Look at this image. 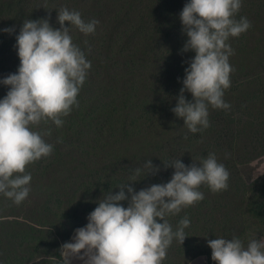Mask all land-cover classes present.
Listing matches in <instances>:
<instances>
[{
  "label": "trees",
  "instance_id": "16d2710c",
  "mask_svg": "<svg viewBox=\"0 0 264 264\" xmlns=\"http://www.w3.org/2000/svg\"><path fill=\"white\" fill-rule=\"evenodd\" d=\"M188 2L190 0H0V81L18 72L20 59L16 37L25 20L47 19L53 28H60L58 11L67 8L80 12L85 22L93 19L99 21L94 34L88 35L65 21L64 26L70 27L72 42L83 51L91 67L77 97L78 107L73 106L71 113L62 118L66 121L62 127H56L52 122L47 124L52 131L50 136L44 138L47 143H50V138L53 139L50 143L54 145L52 154L26 168L32 177L31 190H35L34 170L38 171L45 183L51 185L57 183L63 170H68L73 180L70 186H82L83 196L79 200L90 198V203L78 206L53 191L48 198L45 193L44 202L28 216L22 213L29 207L27 198L16 205L0 194V199L4 197L9 202L7 205L0 201V264H62L61 245L70 242L79 226L72 221L75 218L79 221L87 219L98 206L100 198L96 191L115 194L120 191L117 186L126 182L135 191L153 184L167 183L172 177L169 171L171 166L165 168L164 162L179 158L181 162L186 160V165L195 162L199 166V160L213 152L206 146L211 141L218 147L228 146L233 153L246 152L240 157L236 155V158L250 156L251 150L254 154H264L256 145L259 143L264 148L263 133L259 130L264 125V111L255 115L253 108L256 101L264 108V0H242V7L235 18L247 17L252 27L227 41L234 50L229 57L234 71L230 73L231 86L225 90L223 99L231 107L224 110L209 106L210 126L197 133L190 132L183 118L171 111L183 87L185 68L195 56L192 50L182 51L188 37L182 31L180 13ZM126 18H131L127 26ZM6 28L14 31H3ZM175 56L178 62L170 76L168 65ZM175 63L173 59L172 66ZM163 72H168L169 76L165 78L166 83L158 87L159 76ZM9 89V85L0 82L2 98ZM259 93L263 95L257 96ZM160 94L165 95L160 105L165 113L156 114L153 118L151 112L147 111V104ZM184 95L187 100H192L191 93L185 92ZM134 112L137 113L136 127L129 136L131 143L138 138V150L143 148L144 155L136 152L121 154L107 148V140L116 131L123 130L121 122L132 117ZM171 117L180 123L175 125L169 120ZM157 118H161L158 124ZM249 120H252L251 123H248ZM214 124H225V127H220L218 137L212 138ZM246 124L249 134L243 141ZM144 125H148L146 132L142 129ZM177 128L182 134L176 141L178 147L174 148V157L162 150V146L177 133L173 131ZM34 130L39 131L37 128ZM152 134L163 144L147 137ZM248 140L249 145L245 146ZM80 156L93 167H88L84 162L81 168ZM100 157L107 160L102 168L95 166L96 159ZM148 160L158 166L159 171L144 176L138 180V184L129 181L134 169ZM248 160L236 162L232 168L238 169ZM124 162H127L125 167ZM222 164L229 172L230 163ZM95 182V188L90 186ZM243 186L239 184L237 191ZM245 186L248 188L240 193L243 201L241 216L228 220L232 227L229 232L226 223L216 217L219 212L207 197L214 193L207 186L199 189L204 194L202 201L166 217L174 231L185 216L190 220V226L185 228L187 236L182 245L173 240L162 264H189L200 254H207L208 264H216L211 259L212 250L207 244L208 240L237 237L247 245L252 238H263L264 176ZM124 191L130 195L127 188ZM120 203L128 206L127 201ZM6 211L13 213L5 217L3 213ZM14 216L15 219H12ZM158 222L163 221L158 219ZM218 228L220 232L216 234Z\"/></svg>",
  "mask_w": 264,
  "mask_h": 264
},
{
  "label": "clouds",
  "instance_id": "9594fccd",
  "mask_svg": "<svg viewBox=\"0 0 264 264\" xmlns=\"http://www.w3.org/2000/svg\"><path fill=\"white\" fill-rule=\"evenodd\" d=\"M241 7L242 0H190L180 13L182 31L188 37L182 51L192 50L195 56L185 68L183 87L171 111L183 118L192 133L210 126L209 106L231 107L223 99L234 71L229 64L234 50L227 41L252 27L247 17L235 18ZM57 21L60 28H53L47 19L23 22L16 37L18 72L0 81L10 86L0 99V194L16 205L31 190L27 166L49 157L54 150L44 138L51 135V128L34 129L49 122L63 126L62 118L73 106L78 107L77 97L91 67L72 42L70 27L64 25L68 21L88 35L94 34L99 21L85 22L80 12L67 8L58 11ZM185 92L191 93L192 100L185 98ZM164 165L175 169L167 183L135 191L126 182L117 186L119 192L105 193L89 213L86 226L75 229L73 242L61 245L62 264H72L73 259L82 264H162L173 240L182 245L190 220L185 216L174 231L166 217L202 201L201 186L213 193L227 190L230 173L215 153L199 160V166L195 162L185 165L179 158ZM158 171L159 167L148 160L134 169L129 181ZM125 188L130 195L125 194ZM121 201H127L128 206ZM207 244L216 264H264V238H252L247 245L237 237L210 239Z\"/></svg>",
  "mask_w": 264,
  "mask_h": 264
},
{
  "label": "rangeland",
  "instance_id": "374dc122",
  "mask_svg": "<svg viewBox=\"0 0 264 264\" xmlns=\"http://www.w3.org/2000/svg\"><path fill=\"white\" fill-rule=\"evenodd\" d=\"M130 19L131 18H126V26L130 22ZM173 59L176 60V63H175V65L172 66V60ZM173 59L170 60L169 65H168V66H170V68H169L170 76L173 72H175V67L177 66V62H178V59H176V56ZM161 69H164V67H162ZM168 76H169L168 72H163L159 76L160 83H159L158 87H160L162 85V83L163 84L166 83L165 78ZM258 95H263V94L259 93V94H257V96ZM1 98H2V95H0V99ZM164 98H165V95L160 94L148 102L147 111L151 112V116L153 118L155 117L156 114L160 115V114L165 113L163 110L160 109V105L163 102ZM253 108H254L255 115L261 111H264V108L262 107L261 103L257 102V101H256L255 105L253 106ZM136 117H137V113L134 112L132 117L121 122V126L123 127V130H121V131L118 130L110 136V138L106 142L107 148L117 150L121 154L122 153L132 154V153L136 152L138 155H142V156L144 155L145 150L143 148L138 150V146H137L138 138L134 139V142L131 143V138L129 136V133H132L135 131ZM160 119L161 118H157V124L159 123ZM169 120L172 123H174L175 125L180 123V122H177L174 117H171ZM251 121L252 120H249L248 123H251ZM64 122H66V121H64ZM214 126H215V128H214L215 132L213 133L214 135L212 138L218 137L217 132L220 131V127H225V124H222L220 126L218 124H214ZM147 128H148V125H144L142 129H143V131L146 132ZM181 128L186 132L184 126H181ZM37 129L39 131L47 129V124L42 123L40 126L37 127ZM259 130H261V133H263L262 138L264 139V125L259 127ZM173 131H175L177 133L175 135H173L172 137H170L169 140L167 142H165L164 144L159 138L154 137L153 134L148 135L147 137L152 141H156V140L161 141L163 144L162 150H164L166 153L174 156V154H173L174 148L178 147V145L176 144V141L180 137V135L182 134V131H180L179 128H177ZM248 134H249L248 124H246L245 135L243 136V141L248 138ZM204 139H206V137H204ZM90 141H93V140L90 139ZM262 141L264 142V140H262ZM52 142H53V139L50 138V143H52ZM246 145H249V140L246 142L245 146ZM256 145L264 151V148L259 143H257ZM206 146L209 148L210 151L211 150L213 151L211 153H215L217 161H221L222 163L228 162V163H230L229 165L231 166V169L229 170L230 176L228 179L227 190H224V191H221L218 193H214L211 196L210 195L207 196L210 200V203H213L215 208L219 212L218 216H216V217L218 219H221L222 222L226 223V230L229 232V230L232 229V227L228 223V220L232 221L233 218H235L237 216L238 217L241 216L240 212L242 209L243 201H242V197L240 196V193L241 192L243 193L248 188L247 186H245V184L250 186L253 182L258 181L259 179H261L264 176V154H261L259 152H256L254 154L251 150L250 156L243 157V158H236V155H237V157H240V156L245 155L246 152L240 153V154H238L237 152L233 153L228 146H227V148L218 147L213 141H211L209 144H206ZM75 153H76V151H75ZM79 159L81 160V168H83L84 162L87 164L88 167H93L89 162H87L81 156L79 157ZM248 159H250V160H248ZM246 160H248V161L246 163L240 165L238 167V169H235L234 167L232 168V165L234 163L243 162ZM106 162H107V160L105 157H100V158L96 159L95 166L98 168H102ZM183 163L186 165V160H184ZM123 165L125 167L127 165V162H124ZM31 170H32V168H31ZM31 170H30V172H31ZM81 171H82V173H84L83 170H81ZM169 171H170V176L173 175V173L175 171L174 167H170ZM116 175H117V173L114 175V177H116ZM139 178H140L139 180H141L144 177L141 176ZM97 180H98V178H97ZM72 181L73 180L69 175V171L63 170L58 177L57 183L55 185H51V184L45 183L44 180L42 179V177L40 176V174L38 173V171L34 170L33 171V183H34L35 190L30 191V193L27 197L29 207H27L25 209V211L22 213H25L26 215L30 216L31 212H33V211L36 212V209L45 200V193L47 194V198H48V194L52 193L53 191H55V192L57 191L58 196H60L64 199L70 200V201H72V203H76L75 205H78V206L84 205V203H90L89 202L91 200L90 198H88L84 201L79 200V198L83 196L82 186L77 185V186L72 187V186H70L72 184ZM134 182L138 184V180L134 181ZM239 184H243L245 187L243 186L240 191H237V187ZM96 185H97V182H95V185L92 184L90 186H94V188H95ZM96 193L98 194L100 199L104 196V194L100 191H96ZM0 201L2 204L9 203L8 201H6V199L4 197H2L0 199ZM61 204H64V203H61ZM12 213L13 212H11V211H6L3 213V215L5 217H8V215H10ZM15 217L16 216H14L12 219H15ZM72 222L74 225L80 226V224L88 223V219H83V220L79 221L78 218H75V220ZM79 226L77 228H79ZM84 226H86V225H83L80 227H84ZM219 232H220V228H218L215 231L216 234H218ZM50 239L52 240L53 237L50 236ZM169 254L172 255V253H169ZM189 262H190L189 264H208V256H207V254H200V255H197L196 257H194Z\"/></svg>",
  "mask_w": 264,
  "mask_h": 264
},
{
  "label": "crops",
  "instance_id": "0c3cea01",
  "mask_svg": "<svg viewBox=\"0 0 264 264\" xmlns=\"http://www.w3.org/2000/svg\"><path fill=\"white\" fill-rule=\"evenodd\" d=\"M74 235H75V232H74L73 236H74ZM73 236H72V237H73ZM70 242H73V241H72V238H71ZM72 264H82V261H80V260H78V259H73V260H72Z\"/></svg>",
  "mask_w": 264,
  "mask_h": 264
}]
</instances>
